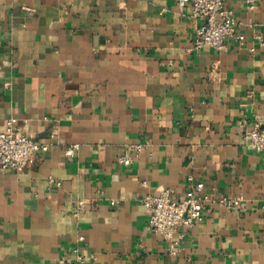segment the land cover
Segmentation results:
<instances>
[{"label":"crops","instance_id":"crops-1","mask_svg":"<svg viewBox=\"0 0 264 264\" xmlns=\"http://www.w3.org/2000/svg\"><path fill=\"white\" fill-rule=\"evenodd\" d=\"M227 5L243 42L197 50L203 19L175 0H0V131L49 145L0 169V264H264V152L245 138L264 123V0ZM189 177L243 202L209 205L172 253L143 202Z\"/></svg>","mask_w":264,"mask_h":264},{"label":"built area","instance_id":"built-area-1","mask_svg":"<svg viewBox=\"0 0 264 264\" xmlns=\"http://www.w3.org/2000/svg\"><path fill=\"white\" fill-rule=\"evenodd\" d=\"M179 5H191L192 15L203 19L196 28L194 49L210 46L219 50L226 48L228 39L243 42L244 35L238 32L233 12L228 8L229 0H175ZM247 9L254 10L258 0H244ZM16 119L7 122L6 128L0 131V169L24 171L33 165L41 152H46L49 145L35 140L15 126ZM245 138L250 147L264 152V123L257 120L252 129L245 132ZM77 148L67 149L72 154ZM148 148L145 143H133L130 151L119 157V162L130 165L134 155ZM53 182V180H51ZM58 184H60L58 182ZM243 198L229 196L217 197L205 191V184L189 177L187 192L181 200L172 197L169 190L158 194H149L144 199V206L149 213L150 228L160 234L167 242L172 253H176L178 240L175 239L181 226H193L204 219L209 205L220 204L236 209L242 205ZM184 236V233H181ZM83 237H80L82 239ZM54 264H88L86 257L75 249L73 256H61Z\"/></svg>","mask_w":264,"mask_h":264}]
</instances>
